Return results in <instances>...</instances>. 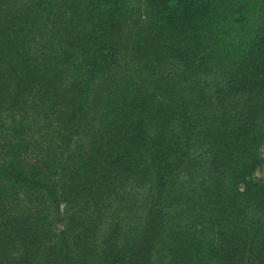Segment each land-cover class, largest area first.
<instances>
[{
  "label": "trees",
  "instance_id": "obj_1",
  "mask_svg": "<svg viewBox=\"0 0 264 264\" xmlns=\"http://www.w3.org/2000/svg\"><path fill=\"white\" fill-rule=\"evenodd\" d=\"M261 169L264 0H0V264H264Z\"/></svg>",
  "mask_w": 264,
  "mask_h": 264
},
{
  "label": "rangeland",
  "instance_id": "obj_2",
  "mask_svg": "<svg viewBox=\"0 0 264 264\" xmlns=\"http://www.w3.org/2000/svg\"><path fill=\"white\" fill-rule=\"evenodd\" d=\"M255 178L258 179L259 181H262L264 183V169H261L259 171L256 172L255 174ZM107 226L105 225L103 228H102V233L105 232Z\"/></svg>",
  "mask_w": 264,
  "mask_h": 264
}]
</instances>
